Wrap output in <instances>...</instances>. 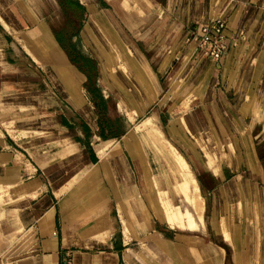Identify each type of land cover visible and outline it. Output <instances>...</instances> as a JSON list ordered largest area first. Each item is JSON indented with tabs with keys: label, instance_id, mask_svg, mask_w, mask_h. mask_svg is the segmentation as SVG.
I'll use <instances>...</instances> for the list:
<instances>
[{
	"label": "crops",
	"instance_id": "crops-1",
	"mask_svg": "<svg viewBox=\"0 0 264 264\" xmlns=\"http://www.w3.org/2000/svg\"><path fill=\"white\" fill-rule=\"evenodd\" d=\"M57 1L66 17L70 15L71 3L77 5L76 0ZM161 1L145 0L150 5L147 9L151 14L149 25L144 24L141 15L135 16L140 22L133 26L137 34L134 36L137 48H132L134 53L142 62L148 61L147 53L158 61L156 69L144 62L146 65L140 66L142 71L137 72L140 75L137 82L145 86L143 90H157V72L165 75L166 61L175 56L170 53V44H176L182 38L187 41L191 30L199 29L212 19L223 18L226 21L223 30L226 48L222 56L218 60L198 56L190 40L186 55L191 54L193 60L190 74L194 90L203 92L205 97L201 101H205L208 108L222 109L224 115L212 112L208 116H192L183 122L195 138L200 133L214 131L216 141L236 136L242 142L248 141L246 134L241 137L227 135V130L238 133L244 129L243 122L239 116H228L224 110L233 105H228L222 96H219L222 103H218L216 96L228 89L243 92L246 99L243 102L238 100V111L249 107L254 100L247 93L264 92V0H165V4ZM45 15L44 5L33 13L23 6L22 0H0V85H3L5 99H11L7 102L9 121L20 117L22 122V126L13 127L11 133L0 136V188L3 190L0 264H122L125 241L116 237L115 225L110 223L107 205L111 204L113 196L107 182L110 179L114 183L119 198L125 197L132 169L114 141L126 130L119 131L117 127L119 115L110 117L106 113L108 123L105 122L100 110L107 111V95L101 89L95 98L93 86L83 84L78 65L72 62L74 58L80 63L93 59L91 55H84L82 50L77 52L75 44L82 26L79 24V29L75 27L73 33L66 36L60 30L53 31ZM85 32L89 37L86 43L90 45L94 42L93 36L88 35L86 28ZM171 33L173 37L168 38ZM15 34L20 37L16 39ZM71 46L75 47L79 57H73L69 51ZM46 78L57 86L54 91L47 88ZM31 89L36 91L33 92L35 95ZM122 102L124 100L118 101L117 106L124 107ZM257 105L260 106L258 102L254 104ZM31 106L41 110L40 114L37 110L39 126L36 131L39 135H50L55 141L68 139L72 151L63 147L64 153L71 157L79 155L83 161L81 164L78 162L64 170L61 164L44 166L31 160L28 150L23 147L31 135L25 133L30 130L23 126ZM15 111H19L18 114ZM157 134L144 135V138L154 145L176 174L170 166L173 160L176 162L169 146L171 143L165 138L163 146L159 142L162 132ZM104 142L115 146V153L101 156L97 148ZM9 147L15 152L9 151ZM12 156L17 159L16 163L9 164ZM224 168L218 175L214 174L215 179H227L225 174L233 172L228 165ZM60 171H69L70 174H60ZM87 179L94 180V183L90 182V192L83 185ZM87 200L97 204L93 209L95 222L78 224L80 219L76 208L69 205ZM118 201L114 199L116 205Z\"/></svg>",
	"mask_w": 264,
	"mask_h": 264
},
{
	"label": "rangeland",
	"instance_id": "rangeland-1",
	"mask_svg": "<svg viewBox=\"0 0 264 264\" xmlns=\"http://www.w3.org/2000/svg\"><path fill=\"white\" fill-rule=\"evenodd\" d=\"M79 1L83 5L72 17L61 13L57 0H22V3L33 13L44 5L48 26L53 31H62L66 36L73 33L79 24L82 26L75 46L77 52L82 50L84 55H91L93 59L88 58L87 62L84 60L80 63L74 58L76 62H72L78 65V71L84 79L83 84L93 86L95 98L99 96L101 89L107 95L106 113L110 117L119 115L117 127L119 131L126 130L124 135L114 141L132 169L129 186L123 195L125 197L119 198L114 183L110 179L107 182L113 196V201L107 205L110 208V223L115 225L116 237L125 241L122 264H264V92L247 93L254 100L249 102V107H242L238 111V100L243 102L246 99L243 92L235 93L228 89L218 92L219 95L216 96L218 103H222L219 97L222 96L223 99L226 98L228 105L234 106L225 108L228 116H239L243 122L244 129L238 133L227 130V135L246 134L248 141L242 142L238 136L216 141L214 131L200 133L195 138L186 129L184 120L188 121L192 116H208L212 112L224 113L222 109L218 111L208 108L207 103L201 101L205 97L203 92L194 90L190 74L193 60L191 54L186 55L189 42L182 38L176 44H170V53L175 56L166 61L165 75L157 72L158 89L152 92L143 90L145 86L137 82V76H140L137 72L142 71L140 66L149 62L156 69L158 61L151 53H147V62L138 59L132 49L136 47L134 36L137 35L133 26L140 22L139 18H135L136 14L145 19V25H149V3H145V0ZM161 2L165 4V0ZM124 25H128L130 30ZM85 28L89 31L88 35L93 36L94 42L90 45L86 43L89 37H86ZM18 36L14 35L16 39ZM169 37L172 38L173 34ZM193 49L199 56L195 47ZM69 51L73 57H79L74 46ZM136 52L139 50L136 49ZM46 79L47 88L54 91L57 86ZM34 90L31 89L32 94L36 92ZM0 96V136L4 137L6 133H11L13 127L22 126V122L20 117L9 121L7 102L11 99H5L3 85H0ZM121 100H124V107H120V104L117 106V102ZM257 102L260 106H254ZM37 110L38 113L41 111L31 106L27 111L29 117L24 119L23 124L30 130L25 133L31 134L23 145L31 160L44 166L61 164L64 170L78 162L81 164L83 161H80L79 155L71 157L64 153L63 147L72 151L68 139L55 141L50 135H39L36 131L39 126ZM148 115L153 117L155 123L146 128L141 127L140 121ZM159 131L162 132L159 142L165 146L166 138L186 160V165L183 166H178L174 160L170 163L176 174L154 145L144 138V135H158ZM21 142L20 140L19 143ZM116 150L109 142H104L97 148L101 156L115 153ZM204 150L210 153L207 157ZM9 151L14 150L9 147ZM13 156L9 164L16 163L17 159ZM227 165L233 172L224 171L227 179H215L214 174L218 175ZM68 172L60 171V174H70ZM190 174L197 180L203 197L201 218L195 212L192 221L193 225L196 224L194 227H187L185 230L172 228L166 222L165 211L168 212L169 203V213L184 208L187 202L184 199L190 197ZM93 181H83L89 192ZM182 191L188 192L185 194ZM2 195L3 190L0 188V201ZM184 195L187 197H183ZM114 199H119L117 205ZM96 205L87 200L69 207L76 208L80 219L78 224H89V221L95 222L93 211ZM189 208L194 209L191 204ZM220 219L226 223L225 231L220 228ZM195 226H199L198 229Z\"/></svg>",
	"mask_w": 264,
	"mask_h": 264
},
{
	"label": "bare ground",
	"instance_id": "bare-ground-1",
	"mask_svg": "<svg viewBox=\"0 0 264 264\" xmlns=\"http://www.w3.org/2000/svg\"><path fill=\"white\" fill-rule=\"evenodd\" d=\"M132 119V118H131ZM142 122V124H141V127H148L149 125L151 126V125H153L154 123H155V121H154V119H153V117L152 116H150V115H148V116H146L144 119H143V121H140V123ZM139 123V124H140ZM140 126V125H139ZM140 127V129H143V128H141ZM159 135H161V132L159 131ZM170 145V149H171V152H172V154H173V156L175 157V161H176V163H177V165L179 166H183V165H186V160H185V158L183 157V155L182 154H180V152H178L171 144H169ZM204 154L206 155V157L208 156V154H210L207 150H204ZM213 157V156H212ZM209 158H211V157H208V159ZM207 159V160H208ZM214 159V158H213ZM209 161V160H208ZM207 161V162H208ZM214 161V160H213ZM210 162H211V160H210ZM214 163V162H213ZM212 163V164H213ZM211 166V165H210ZM214 166V165H213ZM181 168H183V167H181ZM187 168V167H186ZM211 168H212V166H211ZM214 169V168H213ZM185 170V169H184ZM187 171V170H186ZM188 173H190V170L188 169V172H187V174ZM189 175V174H188ZM190 180H191V183H190V197H189V199H184V200H187V202L185 203V205H184V208H179L178 209V211L177 212H174V211H170V213H169V210H170V208L169 207H171L170 206V203L168 204L169 205V207H168V212H166L165 211V218H166V222L172 227V228H178V229H182V230H185V229H187V227L188 228H191L192 226L194 227V225H196V224H194L193 225V219H194V214H195V212L197 213L196 214V216L198 217L199 215V218H201V214H202V212H201V207H203L202 206V201H203V197H202V195H201V193H200V189H199V184H198V182H197V180L194 178V176L192 175V174H190ZM185 185H186V183H185ZM177 187V186H176ZM187 188V187H186ZM177 189H179V188H177ZM184 190H185V188H184ZM187 190V189H186ZM183 192V191H182ZM184 192H186L185 194H187V192L188 191H184ZM183 192V193H184ZM159 197V196H158ZM183 197H187L186 195H184ZM165 201V200H164ZM165 202H167V201H165ZM201 202V203H200ZM161 204V203H160ZM192 205L193 206V208L194 209H190L189 208V205ZM162 206H165V205H163V204H161ZM183 207V206H182ZM191 207V206H190ZM198 218V219H199ZM200 220V219H199ZM199 224V223H198ZM202 225V224H201ZM219 225H220V228L221 229H223V231H225L226 230V228L225 227H227L226 226V223L224 222V220L223 219H220V221H219ZM190 226V227H189ZM222 226V227H221ZM197 226H195V228H196ZM199 227V226H198ZM198 227H197V229H198ZM19 228V227H18ZM193 231V230H192ZM222 231V230H221ZM227 233H228V229H227ZM157 234V233H156ZM226 235H228V234H226ZM225 235V236H226ZM228 237V236H227Z\"/></svg>",
	"mask_w": 264,
	"mask_h": 264
},
{
	"label": "built area",
	"instance_id": "built-area-1",
	"mask_svg": "<svg viewBox=\"0 0 264 264\" xmlns=\"http://www.w3.org/2000/svg\"><path fill=\"white\" fill-rule=\"evenodd\" d=\"M226 21L223 18L212 19L207 24H202L199 29L191 30L187 41L194 43L195 49L203 57L218 60L225 48L226 39L223 34Z\"/></svg>",
	"mask_w": 264,
	"mask_h": 264
},
{
	"label": "trees",
	"instance_id": "trees-1",
	"mask_svg": "<svg viewBox=\"0 0 264 264\" xmlns=\"http://www.w3.org/2000/svg\"><path fill=\"white\" fill-rule=\"evenodd\" d=\"M72 3H73V2H72ZM72 3H71V7H70V8H71V12L69 11V13H70L69 16H71V17L75 14V11L79 10L80 7H82V5H81L78 1H76V4H77V5H75V6H73ZM78 27H79V25L77 26V29H79ZM100 113H101L102 118L105 120V122L108 123V118H107V116H106L105 109L102 108V109L100 110Z\"/></svg>",
	"mask_w": 264,
	"mask_h": 264
}]
</instances>
